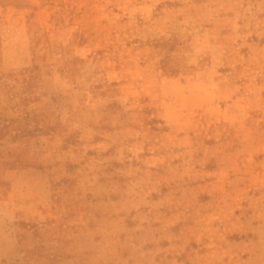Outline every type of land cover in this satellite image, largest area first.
I'll list each match as a JSON object with an SVG mask.
<instances>
[{
  "label": "rangeland",
  "instance_id": "1",
  "mask_svg": "<svg viewBox=\"0 0 264 264\" xmlns=\"http://www.w3.org/2000/svg\"><path fill=\"white\" fill-rule=\"evenodd\" d=\"M0 264H264V0H0Z\"/></svg>",
  "mask_w": 264,
  "mask_h": 264
}]
</instances>
